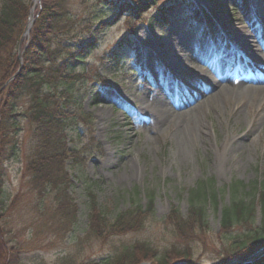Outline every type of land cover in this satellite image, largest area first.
Returning <instances> with one entry per match:
<instances>
[{"label":"rangeland","instance_id":"obj_1","mask_svg":"<svg viewBox=\"0 0 264 264\" xmlns=\"http://www.w3.org/2000/svg\"><path fill=\"white\" fill-rule=\"evenodd\" d=\"M40 3L41 0L34 9L35 20ZM64 4L69 20L62 37L78 44L94 38L97 41L77 68L85 75L74 84L75 102L71 105L72 110L82 108L91 115V119L69 132L70 146L81 149L80 163L72 159L66 163L73 179L69 190L78 205V218L69 230L62 231L48 210L40 213L35 208V199L23 187V200L8 218L12 242L23 247V264L103 260L138 240H149L158 256L175 245L189 253L196 264H218L225 244L238 240L248 229L237 224L227 237L222 233V207L235 196L234 181L243 182L237 193L247 201L256 195L255 225L262 220L255 188L264 184V83H255L261 85L255 92L247 87L249 82L222 80L216 89L197 95L185 104L194 107L205 103L192 111L191 117L198 125L194 130L179 131L169 124L154 127L147 122L145 108L155 109L160 97H164L160 86L167 81V73L179 79L188 72L204 79L199 83L207 88L213 83L206 78L209 71L220 78L213 71L210 52L197 57L191 46L182 44L204 36L202 22L211 21L206 4L218 10L231 32L237 25L260 30L264 25V0H159L158 5H165L164 9L158 5L148 8L136 24L105 0H64ZM123 39L124 54L117 65L107 52ZM214 39L217 45L219 40L216 36ZM223 43L229 42L225 39ZM172 45L188 54L168 52L167 47ZM257 46L263 48L261 42ZM226 49L228 53L232 47L227 45ZM232 52L235 53L234 48ZM190 53L197 63L189 58ZM234 55L237 60H254L243 74L234 67L238 78L247 74L258 76L264 68L256 61L258 56H264V51H238ZM173 69L175 73L171 72ZM185 84L194 86L190 81ZM224 85L226 91L218 94ZM190 94L183 96V100L192 98ZM212 95L213 99L208 100ZM27 104L26 99L19 102L20 113ZM17 119L20 151L9 162L6 179L7 195L11 196L22 188L21 165L30 146V125L23 114ZM210 182L220 194L219 203L204 200L203 196L196 199L206 205L208 225L184 239L174 232L167 216L173 205L187 214L192 190ZM88 185L96 193L99 207L111 218L130 207L133 199L147 206L150 194L154 211L139 231L116 235L106 242L91 238L87 234L91 204ZM210 189L207 186L209 192ZM143 263L153 261L138 264Z\"/></svg>","mask_w":264,"mask_h":264},{"label":"trees","instance_id":"obj_2","mask_svg":"<svg viewBox=\"0 0 264 264\" xmlns=\"http://www.w3.org/2000/svg\"><path fill=\"white\" fill-rule=\"evenodd\" d=\"M105 1L119 13L127 14L134 24L148 8L159 2ZM31 2L0 0V264H23V247L12 242L8 228V218L23 200V187L35 199V208L40 213L48 210L62 231L69 230L77 221L78 205L69 190L73 179L66 163L69 159L80 163L81 149L70 146L69 132L91 119L82 108L72 110L71 105L75 102L74 84L85 75L77 68L95 47L96 38L78 44L62 37L68 30L69 20L64 0H41L32 29L24 36ZM125 45L123 39L107 52L117 65L123 58ZM14 74L15 77L8 82ZM22 99L28 104L20 113L18 106ZM19 114H23L30 125V146L21 165L22 188L11 196L7 195L6 179L9 162L18 157L20 151ZM242 184L240 180L234 181L235 196L222 207V233L227 237L237 224L248 229L238 240L225 244V251L217 258L218 264H264V184L260 189L255 188L262 215L257 226L256 195L249 201L238 195ZM207 186L211 187L210 192ZM207 186L201 183L192 190L187 214H182L173 205L167 216L174 232L184 239L202 232V228L208 225L206 205L196 199L203 196L204 200L219 203L220 194L213 182ZM87 190L91 200L87 234L102 242L116 235L139 231L154 211V198L150 194L147 206L133 199L130 207L111 218L99 207L91 185ZM151 244L149 240H138L103 260L63 264H138L148 259L153 264H173L178 260L196 264L189 253L175 245L158 256Z\"/></svg>","mask_w":264,"mask_h":264},{"label":"bare ground","instance_id":"obj_3","mask_svg":"<svg viewBox=\"0 0 264 264\" xmlns=\"http://www.w3.org/2000/svg\"><path fill=\"white\" fill-rule=\"evenodd\" d=\"M206 9L210 10V22L203 21V32L204 36L202 39H198L195 42H187L183 41L182 44L184 46L190 47L193 50L195 56L204 55L207 52H210V56L213 57V71L217 73V76L220 78H216L213 73L210 71L207 74V79L211 80L213 83L207 88L202 86L199 82H204V79H200L199 77L193 74H185L184 76L178 78H174V76L169 75L167 73V81L161 84L160 89H162L164 93V97H160L159 102L157 105L154 106L155 109L151 107L145 108L147 110V122L152 126H159L163 124H169V126H173L175 129L179 131H183L186 129H196L198 125L195 123L193 117H191L192 111L197 108L201 107L204 104L200 102L194 107H188L193 99H196L197 95H203L208 92V90L216 89V85L220 83L222 80H233L235 83L239 84H246L247 87L251 90L259 91V87L261 85H257L255 83H264V68L259 72L260 74L256 76L255 74L252 75H245L243 78H238L234 75L233 69L234 67H238V71L243 74L242 71L244 69H250L249 65L254 63V60L250 59V61L246 62L245 60H237L236 56L234 55L238 51H248L253 52L254 54H262L264 51V25L261 27L260 30L251 29L248 26H236V28H231V32L226 29V20L220 14H217V11L213 10V7L209 4L205 5ZM249 7V6H248ZM241 23V21H238ZM232 26V25H231ZM219 40V43L215 45L213 41L215 40L214 37ZM227 39L229 43L228 46H231V52L227 53V45L224 44L223 41ZM261 42L263 48H258V43ZM182 46V45H181ZM183 47V46H182ZM233 48L234 52L233 53ZM243 48V49H242ZM181 48L176 45H172V47H167V51H176L179 55H187L188 53L179 52ZM219 53V55L216 54ZM194 54L190 53L189 58L192 59L194 62H198L197 58H195ZM178 55V54H177ZM246 57L245 55H243ZM188 58V56H185ZM242 57V56H241ZM261 57V58H260ZM247 58V57H246ZM261 59V61H260ZM264 66V56H258V60ZM175 73L174 69L171 71ZM185 81H190L194 84L193 87L188 86L185 84ZM168 82V83H167ZM227 86H222L218 94H223L226 91ZM189 88V89H188ZM191 88V89H190ZM264 89V86H262ZM160 91V90H158ZM188 93H191L192 98L187 100H183V96H186ZM216 94V95H218ZM174 102L172 103L171 100ZM213 99V95L208 98V100ZM169 103H172L169 104Z\"/></svg>","mask_w":264,"mask_h":264},{"label":"water","instance_id":"obj_4","mask_svg":"<svg viewBox=\"0 0 264 264\" xmlns=\"http://www.w3.org/2000/svg\"><path fill=\"white\" fill-rule=\"evenodd\" d=\"M40 0H32V4H31V8H30V15H29V19L26 25V29L24 31V35H27L30 32V29L35 21V13H34V9L37 5V2ZM143 264H148V263H143ZM174 264H188L185 261H177Z\"/></svg>","mask_w":264,"mask_h":264}]
</instances>
